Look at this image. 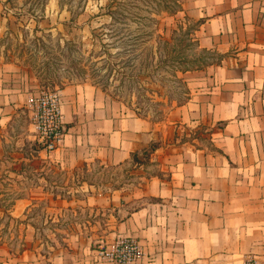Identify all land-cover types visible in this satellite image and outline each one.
I'll return each instance as SVG.
<instances>
[{"label":"crops","instance_id":"obj_1","mask_svg":"<svg viewBox=\"0 0 264 264\" xmlns=\"http://www.w3.org/2000/svg\"><path fill=\"white\" fill-rule=\"evenodd\" d=\"M184 1L200 22L198 45L217 55L181 74L187 100L152 123L96 87L65 86V135L50 157L71 170L90 162L140 166L144 183L127 197L94 188L81 200L121 215L112 235L132 236L142 248L127 264H243L248 257L264 264V0ZM36 86L26 70L0 61V131L21 121L22 133L35 138L27 100ZM184 123L198 137L175 132ZM82 257L43 260L0 242V264H115Z\"/></svg>","mask_w":264,"mask_h":264},{"label":"rangeland","instance_id":"obj_2","mask_svg":"<svg viewBox=\"0 0 264 264\" xmlns=\"http://www.w3.org/2000/svg\"><path fill=\"white\" fill-rule=\"evenodd\" d=\"M153 1L0 0V61L26 70L34 90L96 87L120 107L164 121L178 99L187 100L178 69L217 55L198 45L197 22L184 0L182 10L170 12ZM184 124L175 132L198 137ZM23 126L17 121L0 131V242L12 252L33 249L43 260L81 252L86 261L111 262L121 252L116 243L134 237L112 235L121 216L115 208L81 200L94 188L127 197L144 183L140 166L63 168Z\"/></svg>","mask_w":264,"mask_h":264},{"label":"built area","instance_id":"obj_3","mask_svg":"<svg viewBox=\"0 0 264 264\" xmlns=\"http://www.w3.org/2000/svg\"><path fill=\"white\" fill-rule=\"evenodd\" d=\"M61 103L58 89L39 88L34 90L27 100L29 121L34 126L36 144L38 148L48 153L59 148L64 139L65 127ZM116 245L121 248V252L111 255L110 259L115 264L135 261L141 256L142 248L135 238H121ZM243 264H256V262L254 258L248 257Z\"/></svg>","mask_w":264,"mask_h":264},{"label":"trees","instance_id":"obj_4","mask_svg":"<svg viewBox=\"0 0 264 264\" xmlns=\"http://www.w3.org/2000/svg\"><path fill=\"white\" fill-rule=\"evenodd\" d=\"M153 2H155L158 5H160L162 3V5H163L162 9H164L165 11H168V12L176 10V9L182 10V6H183V0H158V2H157V0H154ZM196 22H197V25H196V29L195 30L198 29V26L200 24L199 21H196ZM164 43L167 44L168 42L165 40ZM204 52H205V50H204ZM189 61L191 63L190 65L183 66V67L178 69V72H180V74H183L184 72L190 71V70H193V69L201 68V67L207 65L208 63H210V61L204 60L202 56H200L199 58H192ZM177 79H178V82H180V84L182 86H184L182 92H183V95H184V99H187L188 95H189V90H188V88L186 86V83H185V81H184L182 76H179ZM182 102H183V100H179L178 99L177 104L179 105ZM153 147L154 146H152V148Z\"/></svg>","mask_w":264,"mask_h":264}]
</instances>
